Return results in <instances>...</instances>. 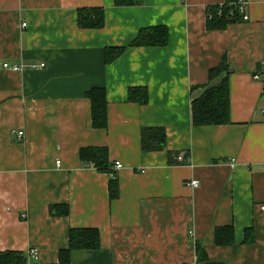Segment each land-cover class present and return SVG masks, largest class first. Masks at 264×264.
Returning a JSON list of instances; mask_svg holds the SVG:
<instances>
[{"label": "crops", "instance_id": "crops-1", "mask_svg": "<svg viewBox=\"0 0 264 264\" xmlns=\"http://www.w3.org/2000/svg\"><path fill=\"white\" fill-rule=\"evenodd\" d=\"M225 1L0 0V251L35 248V264H60L70 229L86 227L99 229L100 248L76 251L71 264H264V84L253 78L264 0H249L248 20L209 30L208 8ZM84 7L104 8L105 25L80 27ZM156 25L168 27V44L130 46ZM108 46L127 48L106 63ZM224 58L230 121L194 125L191 103L221 80L210 83L209 71ZM97 86L107 91L106 129L92 124L86 93ZM134 86L149 89L148 103L128 99ZM152 126L166 130L163 150L142 149ZM83 147H106L109 171L83 161ZM225 225L235 241L218 245Z\"/></svg>", "mask_w": 264, "mask_h": 264}, {"label": "trees", "instance_id": "trees-1", "mask_svg": "<svg viewBox=\"0 0 264 264\" xmlns=\"http://www.w3.org/2000/svg\"><path fill=\"white\" fill-rule=\"evenodd\" d=\"M235 0H226L224 4L211 5L208 8L207 27L209 30H222L230 22L240 20V16L230 15L233 6L228 3ZM116 5H132L134 0H114ZM78 24L82 28H102L105 25V11L102 7H84L78 11ZM169 41V29L165 25L143 27L130 43L132 47L165 46ZM125 46H108L104 55L106 63H110L124 53ZM229 65L224 58L221 63L209 71L210 83L220 77L221 80L213 85L206 86L204 92L191 103L192 121L194 125H214L230 121V78ZM91 102L92 124L94 128L108 127V98L106 88L93 87L86 93ZM128 99L140 104L148 103L149 89L146 86H134L128 90ZM142 149L146 151L163 150L166 146V130L164 127H143L141 131ZM80 158L92 164L102 172L110 169L109 151L106 147H83ZM119 181L110 180L109 190L111 199L119 196ZM51 212L58 215L69 214L67 205L51 206ZM246 241H251V229L246 230ZM215 241L218 245H230L235 241L233 225L216 228ZM100 231L97 228L76 227L69 231V247L59 252L60 264H71L73 253L76 251L96 250L100 248ZM199 249V247H198ZM200 250V249H199ZM29 252L5 250L0 251V264H35L29 260ZM204 259L200 258V262Z\"/></svg>", "mask_w": 264, "mask_h": 264}, {"label": "built area", "instance_id": "built-area-1", "mask_svg": "<svg viewBox=\"0 0 264 264\" xmlns=\"http://www.w3.org/2000/svg\"><path fill=\"white\" fill-rule=\"evenodd\" d=\"M248 3H249V0H235V1H232V2L228 3L229 5L233 6V9H231L230 15L232 17H236V15H239L241 17V19L248 20L250 18L249 17V14L247 12ZM222 4H224V3H222ZM3 66L6 69H11L13 71H21L24 68L28 67V65H25V64H10L8 62L4 63ZM41 66H44V64H41ZM31 67L32 68H35V67H37V65H31ZM253 78L255 80L262 81L263 84H264V60L261 63L260 69L253 74ZM18 134L21 137L22 135H24V131H19ZM178 159L180 161L181 160L182 161H186V159H185V157L183 155H179L178 156ZM57 164L60 165L61 164V161L58 160L57 161ZM114 167L116 169L117 168L118 169L119 168H122L123 167V163L121 161H116ZM263 171H264V165H263ZM191 184L194 187H198L199 186L198 180H192L191 181ZM262 209H264V206H262ZM28 252H29V256H30V259L29 260H34V261H38L39 260V251L37 249L32 248ZM29 264H32V261L29 262Z\"/></svg>", "mask_w": 264, "mask_h": 264}, {"label": "water", "instance_id": "water-1", "mask_svg": "<svg viewBox=\"0 0 264 264\" xmlns=\"http://www.w3.org/2000/svg\"><path fill=\"white\" fill-rule=\"evenodd\" d=\"M202 264H224L222 261H207L205 263Z\"/></svg>", "mask_w": 264, "mask_h": 264}]
</instances>
